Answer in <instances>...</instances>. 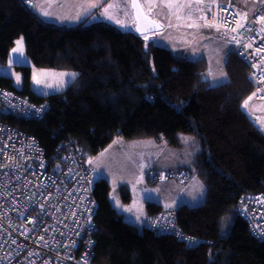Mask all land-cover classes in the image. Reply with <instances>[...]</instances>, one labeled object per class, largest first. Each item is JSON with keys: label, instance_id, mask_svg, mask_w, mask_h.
Wrapping results in <instances>:
<instances>
[{"label": "trees", "instance_id": "1", "mask_svg": "<svg viewBox=\"0 0 264 264\" xmlns=\"http://www.w3.org/2000/svg\"><path fill=\"white\" fill-rule=\"evenodd\" d=\"M20 35L33 65L78 73L64 90L47 96L32 91L29 66L17 67L20 88L0 75V88L48 103L43 116L32 119L7 111L0 101V123L33 136L47 159L60 143H69L89 163L114 131L127 139L139 132L157 139L193 133L201 143L196 161L207 184L205 202L171 210L186 234L205 243L186 247L173 236L139 230L112 207L108 183L100 179L91 192L97 225L91 264H264V240L236 213L240 198L264 193V137L244 107L254 89L235 52L224 62L227 81L211 86L205 58L189 60L102 21L51 24L22 0H0L1 66ZM151 170L175 178L179 173L178 181L184 180L180 169L152 167L142 172L150 183ZM165 209L148 203L146 216Z\"/></svg>", "mask_w": 264, "mask_h": 264}, {"label": "built area", "instance_id": "2", "mask_svg": "<svg viewBox=\"0 0 264 264\" xmlns=\"http://www.w3.org/2000/svg\"><path fill=\"white\" fill-rule=\"evenodd\" d=\"M229 16L226 12L217 17L221 27L243 36L246 27H237L239 22ZM243 56L247 58V50ZM253 82L256 92L247 101V113L264 137V85ZM12 92L0 88V101L11 113L40 119L48 108L46 101L34 104ZM173 175L151 170L150 180L165 182ZM93 185L91 167L80 149L60 143L55 157L47 159L33 136L0 123V264H91L97 232ZM236 213L254 237L264 240V193L240 198ZM142 227L173 236L187 247L204 242L186 234L172 210L147 215Z\"/></svg>", "mask_w": 264, "mask_h": 264}, {"label": "rangeland", "instance_id": "3", "mask_svg": "<svg viewBox=\"0 0 264 264\" xmlns=\"http://www.w3.org/2000/svg\"><path fill=\"white\" fill-rule=\"evenodd\" d=\"M54 1L56 5L52 9L53 12L64 11L68 7L81 3L78 0ZM242 1L247 3L248 0ZM50 3H53L52 0ZM177 5L178 3L175 4V6ZM90 19L91 17L88 18V20ZM190 35L196 41L197 47L195 46V48L201 47L204 51L202 56H206L208 59L209 73H211V76L208 75L210 85L217 86L225 83L227 76L223 65L227 52L233 48L232 42L217 31L205 34L190 32ZM21 37L24 41L23 35H20L16 41ZM153 41L156 44L158 40L153 37ZM178 45L182 44L178 42ZM14 47H16V42L10 49L6 65H0V75L11 77L17 88H20L22 84L23 74L21 70L17 69L21 65L30 67V87L32 91L42 96L60 92L78 78V73L73 69L59 70L33 65L26 54L25 42L23 56L13 53ZM59 73H75L77 75L74 78L71 76L61 77ZM221 73L224 74L223 79H213V77H220ZM17 75L20 78L19 83H17ZM34 75L40 80V83L34 82ZM245 108L248 111V104ZM111 136V143L89 160L92 183L94 184L100 179L107 181L108 199L112 207L122 215L126 222L142 230L148 203L159 204L170 210L182 205L200 206L204 204L207 184L203 176L204 171L199 168L196 161L202 147L200 140L193 133L178 132L174 138L162 137L161 139L140 132L129 139L114 132L111 133ZM185 137L189 139L186 141ZM152 167L180 169L184 180L179 182L177 178L170 177L165 183H150L142 175V172L146 168ZM126 193L128 196H124Z\"/></svg>", "mask_w": 264, "mask_h": 264}, {"label": "crops", "instance_id": "4", "mask_svg": "<svg viewBox=\"0 0 264 264\" xmlns=\"http://www.w3.org/2000/svg\"><path fill=\"white\" fill-rule=\"evenodd\" d=\"M78 1L81 3L68 7L67 10L60 12L52 11L56 5L54 0H52L53 3H50V0H32L29 6L44 21L51 24L73 26L91 17V21H102L121 31L133 32L136 34V20L133 16L129 0ZM212 1L213 0H141L145 13L154 18L161 26L160 30L141 35V37L144 39L148 37V39H145L146 41H150L154 45L157 44V46L164 47L173 52L181 51L189 60L205 58L208 63L209 75L208 59L206 56H202L204 51L201 47L195 48L196 41H194L190 32L194 34L213 32L210 28L199 26L196 21V15L200 7ZM231 1L234 7L243 13L244 18H248L259 7V2L257 0H248L247 3H244L242 0ZM93 3L96 4V7L90 8L89 5ZM177 3L178 5L175 6ZM44 12H49L50 15L45 17L43 15ZM78 14L79 18H75ZM108 17H111V19ZM117 20L121 23H116ZM189 25H191V27ZM153 37L158 40L156 44L153 41ZM178 42L182 45H178ZM114 133L117 132L114 131Z\"/></svg>", "mask_w": 264, "mask_h": 264}, {"label": "bare ground", "instance_id": "5", "mask_svg": "<svg viewBox=\"0 0 264 264\" xmlns=\"http://www.w3.org/2000/svg\"><path fill=\"white\" fill-rule=\"evenodd\" d=\"M257 1L259 2V7L248 18H244L243 13L234 7L231 0H213L200 7L196 15V21L199 26L221 32L232 42L233 48L227 52V56L235 52V54L245 62L248 67L249 80L253 85V92H256L253 80L264 85V79H262V77H264V21L260 19L264 17V0ZM232 9H234L237 14L234 13ZM226 12L230 15L229 19L237 20L242 24L243 28L246 27L243 36L233 35L230 31L221 27V22L217 20V17ZM152 19L157 22L154 18ZM158 25L160 26L159 23ZM245 50H247V58L243 56Z\"/></svg>", "mask_w": 264, "mask_h": 264}, {"label": "water", "instance_id": "6", "mask_svg": "<svg viewBox=\"0 0 264 264\" xmlns=\"http://www.w3.org/2000/svg\"><path fill=\"white\" fill-rule=\"evenodd\" d=\"M132 8L133 16L136 20V34L141 36L147 33L155 32L161 29L157 22H155L150 16L145 13L140 0H135L137 7H133V0H129ZM178 54L182 55L183 52L178 51Z\"/></svg>", "mask_w": 264, "mask_h": 264}, {"label": "snow or ice", "instance_id": "7", "mask_svg": "<svg viewBox=\"0 0 264 264\" xmlns=\"http://www.w3.org/2000/svg\"><path fill=\"white\" fill-rule=\"evenodd\" d=\"M133 7H137V5H136V3H135V0H133V5H132ZM89 7L90 8H95L96 7V4L95 3H93V4H90L89 5ZM106 14V13H105ZM43 15L45 16V17H48L50 14H49V12H44L43 13ZM75 18H79V14H78V16L77 17H75ZM74 18V19H75ZM109 19H111V17H108ZM262 21H264V17H261L260 18ZM116 23H121L119 20H117L116 21ZM190 27H191V25H189ZM205 26H210V25H205ZM237 27H242V25H240L239 23L237 24ZM232 31H236V29L234 28V29H232ZM145 39H148V37H145ZM12 51H13V53H19L21 56H23V52H24V41H23V37H21L20 39H18L17 41H16V47H14L13 49H12ZM59 75L61 76V77H64V76H71V77H75L77 74H75V73H59ZM209 76H211V73H209ZM224 78V74L223 73H221V75H220V77H213V79H215V80H219V79H223ZM19 76L17 75V83H19ZM33 79H34V82L35 83H40V80L34 75L33 76ZM262 79H264V77H262ZM63 83V82H62ZM253 95H255V94H253ZM249 99H251V97H249ZM247 106V101H245V104H244V107H246ZM186 141L189 139L188 137H185L184 138ZM114 143H115V141H114ZM202 187V186H201ZM85 264H87V261L85 262Z\"/></svg>", "mask_w": 264, "mask_h": 264}, {"label": "clouds", "instance_id": "8", "mask_svg": "<svg viewBox=\"0 0 264 264\" xmlns=\"http://www.w3.org/2000/svg\"><path fill=\"white\" fill-rule=\"evenodd\" d=\"M25 4H26V3H25ZM152 183H154V182H152ZM167 210H170V209H167ZM145 217H146V216H145ZM145 217H144V218H145ZM142 223H143V222H142ZM203 243H205V242H203ZM195 246H196V245H195ZM186 247H187V246H186ZM193 247H194V246H193Z\"/></svg>", "mask_w": 264, "mask_h": 264}]
</instances>
